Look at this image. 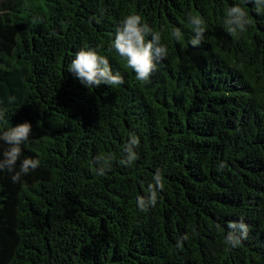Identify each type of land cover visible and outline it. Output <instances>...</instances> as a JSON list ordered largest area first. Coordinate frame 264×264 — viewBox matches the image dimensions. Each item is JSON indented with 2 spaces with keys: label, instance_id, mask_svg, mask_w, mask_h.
<instances>
[{
  "label": "trees",
  "instance_id": "obj_1",
  "mask_svg": "<svg viewBox=\"0 0 264 264\" xmlns=\"http://www.w3.org/2000/svg\"><path fill=\"white\" fill-rule=\"evenodd\" d=\"M233 5L248 14L239 35L223 27ZM132 14L168 49L147 83L111 48ZM189 14L205 22L198 47ZM82 48L124 83L81 85L66 70ZM0 113V129L31 124L16 170L40 162L15 183L0 171V264H264V14L251 0H0ZM130 134L137 158L121 165ZM157 171L164 188L141 212Z\"/></svg>",
  "mask_w": 264,
  "mask_h": 264
},
{
  "label": "clouds",
  "instance_id": "obj_2",
  "mask_svg": "<svg viewBox=\"0 0 264 264\" xmlns=\"http://www.w3.org/2000/svg\"><path fill=\"white\" fill-rule=\"evenodd\" d=\"M255 6L257 14H264V0H251ZM188 21L192 26L193 35L189 40V45L198 47L203 41L206 31L205 22L202 17L188 15ZM249 24L248 14L239 5L230 6L227 9L223 21V27L229 35H239L246 31ZM182 33L179 29L173 28L171 37L179 41ZM111 48L126 60L127 67L130 68L135 78L141 82H149L152 74L157 71V60L165 59L167 56V45L162 42L161 34L147 23L142 21L139 15L132 14L124 17L115 30L111 40ZM86 88L99 87L100 85L119 86L124 83V78L119 73H113L111 65L105 56L99 55L91 49H80L74 54V58L67 66V70ZM4 119V114L0 113V120ZM31 134V124L20 123L15 127H3L0 129V141L7 145L0 159V171L12 173V181L18 182L22 175H27L30 170L39 167V160L26 158L20 162L19 170H16L17 161L21 155V146L29 141ZM139 146V139L134 134H130L129 143L125 145L124 155L120 159L121 165L131 166L136 160L135 148ZM114 157L111 154L98 156L96 158V172L103 175L105 170H110ZM164 184L159 171L153 176V183L148 185L147 194L137 197V208L141 212L147 211L157 203V192L163 190ZM229 231L225 237L226 243L231 247H236L243 239L247 238L248 226L241 219L231 221L227 225ZM188 235H183L177 241L180 247L183 241L188 240Z\"/></svg>",
  "mask_w": 264,
  "mask_h": 264
}]
</instances>
